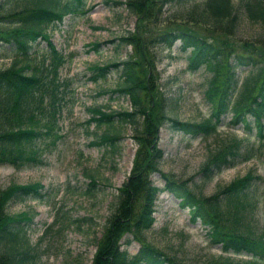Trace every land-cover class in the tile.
Returning a JSON list of instances; mask_svg holds the SVG:
<instances>
[{
    "label": "rangeland",
    "instance_id": "obj_1",
    "mask_svg": "<svg viewBox=\"0 0 264 264\" xmlns=\"http://www.w3.org/2000/svg\"><path fill=\"white\" fill-rule=\"evenodd\" d=\"M63 1L58 0L57 4ZM125 1L86 0L90 9L85 15H65L61 22L51 23L44 29L64 60L55 79L59 84V107L53 131L60 138L44 150V163L41 165L22 168L0 166V188L36 182L44 186L49 197L47 201L26 199L11 202L7 212L14 215L28 214L31 217V222L26 224V231L34 248L36 264H90L97 256L105 257L107 254L101 246L106 239L103 235L107 234L106 219L114 218L112 226L114 224L119 228L118 219L128 207L125 199L117 204L120 198L118 191L121 192L131 182H137L134 186L140 185V188L134 187L133 192L130 190L129 193L132 194L131 221L136 220L145 202L148 185L158 188L152 194L154 222L146 235L162 251L175 255L181 264H206L219 257L246 260L249 258L246 255L222 252L218 245L209 242L206 230L200 223L190 221L187 207L180 206L179 199L162 189L164 181L159 172L149 171L141 175V166L151 154L147 142L152 138V131H147L145 138L135 139L131 126L116 125L114 130L120 139L114 152L104 151L101 146L91 143L106 129L105 125L99 126L91 119L92 111L96 108L104 111L129 110L130 102L127 96L102 93L105 89L114 88L118 81L113 68L105 78L93 81L89 67L119 62L129 53L141 59L140 63L145 58L149 63L143 68L147 69V79L152 75V90L159 88L169 97L171 114L180 121L199 122L211 113V104L204 92L213 71L207 66L188 71L190 47L180 41L170 47L159 46L152 38L166 28L186 26L228 53L243 41L253 40L260 35L261 28L246 18L239 6L240 0H232L238 14V25L230 35L223 29L189 21L187 13L199 9L201 0H189L182 4L173 0H143L136 14L126 8ZM113 2L124 3L118 5ZM33 4L34 0L3 1L0 7V29L16 26L15 20H9L17 16L12 14L31 8ZM142 9L146 10L145 15L140 16ZM128 32L134 35L133 44L128 42ZM121 37L126 40L122 41ZM94 43L100 44L96 50L90 47ZM152 43L156 44L152 46ZM48 50L46 42L39 40L30 55L31 61L26 62L15 54V50L0 42V69L29 63L48 82L51 76ZM227 62L228 57L225 56L215 65L218 88L224 82ZM150 64H153L152 68L146 66ZM29 71L25 70L26 73ZM238 73L241 80L250 71L244 69ZM212 98L215 99V96ZM223 118L216 131L207 136L191 137L177 130L172 131L168 125L160 126L152 143L153 150L161 154L158 170L188 182L195 190L201 188L203 196L214 193L217 188L250 171L264 176V156L257 154L221 170L204 185L198 180V170L206 162L207 154L225 136H244L237 126L228 124L229 114ZM44 120L42 118V123ZM143 121L146 123L149 117H144ZM248 142L257 145L252 138ZM90 178L96 182V186L89 185ZM248 221L256 235L264 236L263 191H259L258 202ZM125 240L123 236L117 249L134 255L139 244L136 241L126 243Z\"/></svg>",
    "mask_w": 264,
    "mask_h": 264
},
{
    "label": "trees",
    "instance_id": "obj_2",
    "mask_svg": "<svg viewBox=\"0 0 264 264\" xmlns=\"http://www.w3.org/2000/svg\"><path fill=\"white\" fill-rule=\"evenodd\" d=\"M3 1L9 0H0V7ZM186 1L189 0L172 2L182 4ZM57 3L58 0H34L33 7L12 14L17 16L9 20H15L16 26L0 29V42L15 50V54L23 57V61H31L30 55L39 40L46 42L49 49L47 53L51 58V76L48 82L43 80L29 63L21 66L13 64L0 69V166L22 168L41 165L44 163V150L60 138V135L53 131L59 107V84L55 79L64 60L57 53L44 29L51 23L61 22L65 15L83 16L90 7L86 5V0H64L62 4ZM113 3L121 5L124 2ZM201 3L195 12L187 13L189 21L223 29L229 35L233 34L238 25V14L232 0H201ZM124 4L131 13L136 14L138 7L143 5V0H126ZM239 6L250 22L260 26L261 33L253 40L243 41L241 45L231 48L228 53L186 26L166 28L158 31L152 38L159 46L170 47L174 42L180 41L190 47L188 71H195L200 66H207L213 71L204 92L211 104V113L199 122L180 121L171 114L169 97L159 88L152 90V75L147 79V69L143 68V65L149 63L147 59L142 58L140 63L141 59L129 53L119 62L89 67L93 81L105 78L113 68L117 72L118 81L114 88L105 89L102 93L127 96L130 102L129 110L104 111L96 108L92 111L91 119L99 126L105 125L106 129L91 143L101 146L104 151L114 152L120 139L118 132L114 130L116 125L131 126L135 139L145 138L147 131H152V138L147 142L151 154L141 166V175L149 171L159 172L164 181V189L180 200V206L188 208L190 221L199 222L205 228L210 243L218 245L222 252L250 257L243 261L219 257L206 264H264V236L256 235L248 221L253 207L258 202L259 191L264 192V176L250 171L217 188L214 193L203 196L201 188L195 190L188 182L158 170V158L160 159L161 154L158 150H153L152 143L160 126L168 125L172 131L177 130L191 137L207 136L214 133L224 119L223 116L229 114L228 124L237 126L244 136H225L222 142L207 154L206 162L198 170V180L204 185L213 175L225 168L251 159L257 154L264 156V0H240ZM145 11L142 9L140 16L145 15ZM127 35L128 42L133 44L134 35L130 32ZM120 39L126 40H123V37ZM156 43H152V46ZM99 45L94 43L90 47L96 50ZM225 56L228 57L226 73L223 84L218 88L215 82V65ZM146 66L152 68L153 64ZM244 69L250 71V74L240 80L238 71ZM25 70L30 71L26 73ZM213 95L215 99L212 98ZM144 117H149V121L145 123ZM42 118H45L43 123ZM250 138L257 145L249 143ZM136 183L131 182L125 185L121 192L118 191L120 198L117 204L125 199L128 207L123 215L121 214V218H117L119 228L114 224L112 226L114 218L106 219L107 234L103 235L106 239L101 246L107 254L105 257L97 256L90 264H181L175 255L162 251L150 242L146 235L154 222L152 194L158 191V188L148 185L145 202L136 220L131 221L132 194L129 193L130 190L133 192L134 187L140 188V185L134 186ZM89 185L97 184L90 178ZM43 188V185L36 182L0 188V264H36L34 248L26 231V224L31 222V217L28 214H9L7 206L11 202L26 199L47 201L49 193ZM123 236L126 237V243L136 241L139 244L134 255L117 249Z\"/></svg>",
    "mask_w": 264,
    "mask_h": 264
}]
</instances>
